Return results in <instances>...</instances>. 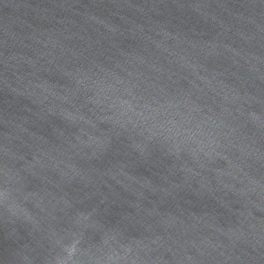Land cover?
Instances as JSON below:
<instances>
[{"label": "water", "instance_id": "obj_1", "mask_svg": "<svg viewBox=\"0 0 264 264\" xmlns=\"http://www.w3.org/2000/svg\"><path fill=\"white\" fill-rule=\"evenodd\" d=\"M0 264H264V0H0Z\"/></svg>", "mask_w": 264, "mask_h": 264}]
</instances>
